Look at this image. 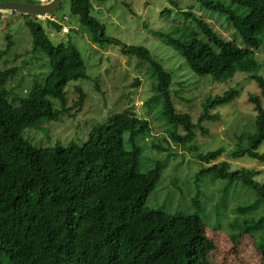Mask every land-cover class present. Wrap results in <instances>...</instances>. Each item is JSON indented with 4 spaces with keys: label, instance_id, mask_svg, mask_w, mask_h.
I'll list each match as a JSON object with an SVG mask.
<instances>
[{
    "label": "trees",
    "instance_id": "trees-1",
    "mask_svg": "<svg viewBox=\"0 0 264 264\" xmlns=\"http://www.w3.org/2000/svg\"><path fill=\"white\" fill-rule=\"evenodd\" d=\"M197 3L221 11L240 43L217 32L204 15L182 10L184 19L194 25L190 31L185 24L190 33L176 37L153 32L181 57L178 68L182 72L175 76V68H166L147 47L107 36L104 24L92 14L91 0H69L70 13L87 27L92 42L119 44L122 54L148 64L153 94L143 100L148 112L145 108L139 112L132 104L124 106L111 111L103 122H92L84 141L54 146L36 145L24 131L69 114L72 106L67 105L66 87L71 81L89 79L86 65L71 41L52 43L39 21L42 18L18 14L26 17L31 53H44L47 70L32 80L26 94L19 95L7 85L18 66L0 68V264H203L202 231L211 220L206 204L210 216L214 208L220 218L227 196L237 187L250 197L234 207L242 218L235 214L229 223L234 229L229 236L231 248L244 264L251 260L264 264V169L260 168L264 167V76L255 57L264 35V0ZM44 20L61 30L62 25L51 18ZM8 36L2 54L11 48ZM237 74H244L259 89L248 93L255 111L253 131L235 132L231 149L221 144L204 152L195 150L199 168L191 180L189 204H185L192 212L148 206L146 200L167 163L142 154L139 139L150 131L152 109L160 106L156 112L164 117L173 143L196 149L190 143L196 131L202 136L210 133L204 121L220 122L222 106L231 104L239 91L231 87L207 95L195 119L188 110L176 108L175 97L190 103L192 98L181 93L188 92L195 76L222 82ZM73 88L78 92L74 101L78 111L85 93L79 84ZM239 161H256L259 167L237 165ZM212 224L216 230L221 228L217 218ZM242 238L251 241L249 261L241 255L249 242Z\"/></svg>",
    "mask_w": 264,
    "mask_h": 264
},
{
    "label": "rangeland",
    "instance_id": "rangeland-1",
    "mask_svg": "<svg viewBox=\"0 0 264 264\" xmlns=\"http://www.w3.org/2000/svg\"><path fill=\"white\" fill-rule=\"evenodd\" d=\"M175 1L176 5L172 4V0H91V3L92 14L104 24L107 36L114 37L122 43L147 47L154 58L162 61L166 68H175V72L173 71L175 76L182 72V69L178 68L182 59L175 56L174 52L170 50L172 48L167 47L162 38L153 32H170L176 37L186 32L190 33L194 29V25L189 19L187 21L184 19L182 10L191 11L194 15H204L217 32L228 39L234 38L236 42L240 43L239 37L234 35L233 28L229 27L230 25L226 22L225 15L221 11L201 7L197 0ZM213 1H222L223 4L229 5V0ZM165 8H170V11L166 12ZM234 9L236 8L234 7ZM52 14L51 19L69 27V32L63 33L62 30H58L43 18L39 21L45 33L54 44L71 41L79 49L89 79L71 81L66 87V89L68 88L67 105L72 106L69 114H74V117L63 114L57 120H44L41 124L26 128L24 135L36 145H67L72 141H84L92 122H103L113 110L122 109L124 106L132 104L135 110L142 112V109L145 108V111L148 112L149 110L144 107L143 103L144 99L153 94V78L148 64L130 54H122L119 44L104 42L101 45L92 42L87 27L79 22L77 16L70 13L69 0H62L59 8ZM0 15V52L5 49L6 35H9L8 37L12 41L8 53H0V68L10 65L18 66V72L9 79L7 85L12 86L15 93L24 95L34 78L43 77L40 73L47 70V58L43 52L31 53L32 37L25 23L26 17L4 11L0 12ZM185 24L189 25L190 31L185 27ZM261 39V47L255 57L261 66L259 73L264 76V35ZM195 77L188 92L181 93L192 98L190 103L186 104L185 101L176 97L174 99L176 108L188 110L193 119L202 111V102L207 95L213 96L231 87L236 88L239 95L231 104L222 106L224 110L221 111L220 122L204 121V125L210 129V133L202 136L198 130L196 131V136L190 142L196 145V149H194V145L182 148L171 141L166 131V125L163 124L164 117L156 112L160 106L152 109L151 117L148 115L150 131L141 140L139 139L140 144L144 146L142 154L154 159L165 160L167 163L163 168L160 180L148 196L146 204L168 212L183 211L188 213L193 211V208L185 204H189L191 180L194 178V172L199 168V162H196L194 157L195 150L204 152L214 149L218 145L221 146V144L231 149L235 132L253 131L254 129L255 111L253 103L248 99V93L259 91L255 82L247 79L244 74H237L234 78L222 82L212 80L208 76ZM135 79H138L140 83L135 84ZM95 80L98 81L99 90L96 89ZM74 84H79L85 93L83 105L78 111L74 106V101L78 97V92L73 88ZM156 144L163 149L154 147ZM236 164L246 167L258 165L256 161H239ZM144 166L148 167L145 164ZM260 168L264 169V167ZM210 186L214 188L217 184ZM210 186V194L215 197L216 192H212ZM249 197L250 193L237 187L235 191L231 192V195L227 196L226 206L221 208L223 216L220 218L215 215L214 208H212L213 216H210L209 203L206 204L207 211L205 210V212L208 213L211 220L202 231L201 247L205 254L203 264H244L243 259L237 257L236 252L231 248L229 236L234 229L229 223L235 214L239 219L242 218L234 211V207ZM215 218L221 220V228L218 230L212 224ZM243 241L249 242L246 243L247 248L241 252V255L246 261H249V258L251 260L249 252L251 241L247 238ZM240 248L242 249V244ZM250 264H255V262L251 260Z\"/></svg>",
    "mask_w": 264,
    "mask_h": 264
},
{
    "label": "water",
    "instance_id": "water-1",
    "mask_svg": "<svg viewBox=\"0 0 264 264\" xmlns=\"http://www.w3.org/2000/svg\"><path fill=\"white\" fill-rule=\"evenodd\" d=\"M62 0H46L40 2H25L20 0H0V12H10L25 15H34L45 18L55 12Z\"/></svg>",
    "mask_w": 264,
    "mask_h": 264
},
{
    "label": "built area",
    "instance_id": "built-area-1",
    "mask_svg": "<svg viewBox=\"0 0 264 264\" xmlns=\"http://www.w3.org/2000/svg\"><path fill=\"white\" fill-rule=\"evenodd\" d=\"M40 1H46V0H40ZM48 18H51V17L48 16ZM61 30H62L63 33H67L69 31V28L67 26H65V25H62Z\"/></svg>",
    "mask_w": 264,
    "mask_h": 264
},
{
    "label": "clouds",
    "instance_id": "clouds-1",
    "mask_svg": "<svg viewBox=\"0 0 264 264\" xmlns=\"http://www.w3.org/2000/svg\"><path fill=\"white\" fill-rule=\"evenodd\" d=\"M51 14H52V13H51ZM49 16H50V15H49ZM47 17H48V16H47ZM47 17H45V18H47ZM62 25H63V24H62ZM65 26H66V25H65ZM68 28H69V27H68ZM68 32H69V31H68ZM68 32H67V33H68Z\"/></svg>",
    "mask_w": 264,
    "mask_h": 264
}]
</instances>
